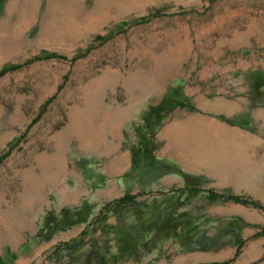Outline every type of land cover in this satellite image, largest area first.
Wrapping results in <instances>:
<instances>
[{
	"label": "rangeland",
	"instance_id": "rangeland-1",
	"mask_svg": "<svg viewBox=\"0 0 264 264\" xmlns=\"http://www.w3.org/2000/svg\"><path fill=\"white\" fill-rule=\"evenodd\" d=\"M165 97L238 104L260 135L241 196L264 207V0H0V264H264V208L131 167ZM126 192L137 208L112 204ZM162 221L180 226L159 237Z\"/></svg>",
	"mask_w": 264,
	"mask_h": 264
},
{
	"label": "crops",
	"instance_id": "crops-1",
	"mask_svg": "<svg viewBox=\"0 0 264 264\" xmlns=\"http://www.w3.org/2000/svg\"><path fill=\"white\" fill-rule=\"evenodd\" d=\"M205 103L203 107L195 105L193 110H173L157 130L156 162L170 165L158 180L165 188L180 187L185 173L191 182L196 181V187L206 180L205 187L221 193L249 194L258 177L259 132L235 120L241 111L237 103L224 98ZM35 256L17 264H29ZM187 258L181 260L186 262Z\"/></svg>",
	"mask_w": 264,
	"mask_h": 264
},
{
	"label": "trees",
	"instance_id": "trees-1",
	"mask_svg": "<svg viewBox=\"0 0 264 264\" xmlns=\"http://www.w3.org/2000/svg\"><path fill=\"white\" fill-rule=\"evenodd\" d=\"M159 13L158 10L155 11V13H152L150 15H147V16H144L142 17L141 19L144 20V19H148L150 16H153V14H157ZM46 55H43L45 57H49V56H54L55 54L54 53H45ZM17 65H13L12 67H8V68H14L16 67ZM6 69H4L3 71H5ZM168 98L169 97H165L163 98V101L165 100V104H163V106H160L156 109H154L153 111H151L148 116L146 117V121L147 123H149V132L148 133H144L143 134V137H142V143L144 144V148H146V150L141 153V151L139 150V147H136V148H133L132 149V164H131V167L132 168H142L144 166H142L141 164H143L145 162V165L147 166H153V162L155 160V156H154V149H155V144H154V141H153V137H154V134L155 132L157 131L158 127L162 124V121L164 118H166L170 112L172 111V109L175 107V106H179V107H189L190 110H193V105H191L189 102L188 103H185V101H181L179 103H177L174 107L172 108H168V106L166 105L169 101H168ZM156 119V121L154 122L153 119ZM145 166V167H147ZM152 169V167H150ZM149 168V169H150ZM182 175L184 176L185 178V182L187 183V186L189 187H196L194 186L195 182H191V177L188 176L187 174L185 173H182ZM196 179V178H194ZM197 180V179H196ZM209 197L213 200H221V201H235V202H241V203H244V204H250V205H253V206H256V207H260V208H264L258 201L256 200H253V199H249V198H246L244 196H241V195H233V194H226V193H216L215 191L213 190H210L209 191ZM133 196L129 193V192H126L124 195H122L121 197H119L118 199H115L114 201H112V204H115V206H125V205H132L135 208L136 205L134 203V200L132 199ZM143 214L140 213V216L136 218V220H138V223H137V226L138 229H136V233H134L132 230H126L124 229V233H126L127 235V238L129 237V240H130V244L132 243L133 245L135 244V246L137 247V245L139 246H145L146 245V238L144 237V228H143ZM138 216V215H136ZM170 219H174V218H170ZM164 221V220H163ZM161 222L158 227H156V230L155 231H160L161 234L159 235V237H161L162 235L169 237L170 235H173V230H176L178 229L177 227V223H174L172 225H167L165 222ZM180 226V225H178ZM86 231H82L81 233V236L85 235ZM172 233V234H171ZM176 236H183L182 233H179L178 235ZM186 237H184V239L186 240L187 242V247L189 248H192L191 246H193L194 244H197V241H198V237L196 235H191V232L190 230L186 233L185 235ZM79 240H81V237L77 238ZM76 240V239H75ZM242 240H238V245H237V251L239 250V247L241 246V243ZM130 244H126L122 247V250L121 252L123 254H127L129 253L130 251H132V246L133 245H130ZM194 248H205L206 247V244L205 245H195L193 246ZM220 263H227V261H224V262H220Z\"/></svg>",
	"mask_w": 264,
	"mask_h": 264
}]
</instances>
